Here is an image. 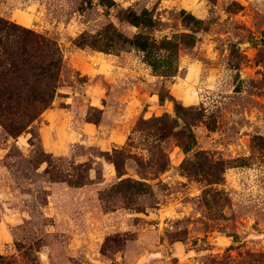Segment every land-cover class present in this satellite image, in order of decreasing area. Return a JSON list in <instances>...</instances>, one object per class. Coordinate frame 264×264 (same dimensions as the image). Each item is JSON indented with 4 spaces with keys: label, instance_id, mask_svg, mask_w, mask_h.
<instances>
[{
    "label": "rangeland",
    "instance_id": "1",
    "mask_svg": "<svg viewBox=\"0 0 264 264\" xmlns=\"http://www.w3.org/2000/svg\"><path fill=\"white\" fill-rule=\"evenodd\" d=\"M0 264H264V0H0Z\"/></svg>",
    "mask_w": 264,
    "mask_h": 264
},
{
    "label": "trees",
    "instance_id": "2",
    "mask_svg": "<svg viewBox=\"0 0 264 264\" xmlns=\"http://www.w3.org/2000/svg\"><path fill=\"white\" fill-rule=\"evenodd\" d=\"M28 37H29V35H27ZM27 37V38H28ZM13 65L15 64L16 65V62H11ZM56 62H54V64H55ZM57 65V64H56ZM47 101V100H46Z\"/></svg>",
    "mask_w": 264,
    "mask_h": 264
}]
</instances>
